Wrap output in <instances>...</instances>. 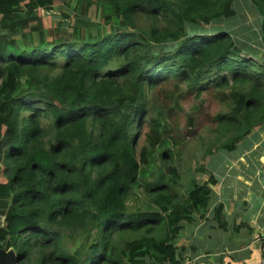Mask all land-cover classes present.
<instances>
[{"label":"trees","instance_id":"1","mask_svg":"<svg viewBox=\"0 0 264 264\" xmlns=\"http://www.w3.org/2000/svg\"><path fill=\"white\" fill-rule=\"evenodd\" d=\"M58 1L0 0V248L19 264H180L183 223L208 211L216 179L172 191L180 172L160 161L173 151L145 88H229L215 119L231 149L264 121V57L204 29L235 0H75L67 36L38 14ZM248 1L264 45V0ZM137 188L157 208H129ZM212 213L224 229L223 205Z\"/></svg>","mask_w":264,"mask_h":264},{"label":"rangeland","instance_id":"2","mask_svg":"<svg viewBox=\"0 0 264 264\" xmlns=\"http://www.w3.org/2000/svg\"><path fill=\"white\" fill-rule=\"evenodd\" d=\"M75 0L58 1L49 10H38L45 27L64 26L63 33H70L69 19L63 13L69 12L68 4ZM236 3V5H235ZM234 5L237 14L226 21L220 20L205 30L225 28L241 41V45L248 52L255 53L256 58L264 57V45L261 44L260 30L258 27L259 16L251 4L246 0H235ZM91 18H96L95 8L89 10ZM64 24H67L64 25ZM222 91V92H221ZM224 91L220 88L206 87L197 90L190 88L185 82L166 81L155 86H146V115L147 117L160 118L164 124V136L170 143L173 158L162 161L164 164H172L178 167L180 172L179 184L173 186L172 191L179 195L186 193L192 178L203 181L207 178V156L216 152L219 155L224 152L219 145L224 141V132L218 127L215 117L218 114L230 110L229 101H224ZM190 119V123L188 121ZM144 143L141 133L137 142L136 154ZM203 167V170H200ZM3 179L2 176H0ZM143 188L134 189L128 194L126 203L129 208L151 205L156 207L153 200Z\"/></svg>","mask_w":264,"mask_h":264},{"label":"crops","instance_id":"3","mask_svg":"<svg viewBox=\"0 0 264 264\" xmlns=\"http://www.w3.org/2000/svg\"><path fill=\"white\" fill-rule=\"evenodd\" d=\"M222 150L206 158L207 177L216 179L209 209L183 223L178 244L194 264H264V121ZM217 203L224 207V229L213 220Z\"/></svg>","mask_w":264,"mask_h":264},{"label":"water","instance_id":"4","mask_svg":"<svg viewBox=\"0 0 264 264\" xmlns=\"http://www.w3.org/2000/svg\"><path fill=\"white\" fill-rule=\"evenodd\" d=\"M3 225V216H0V227ZM0 264H19L18 257L13 249L0 248Z\"/></svg>","mask_w":264,"mask_h":264},{"label":"built area","instance_id":"5","mask_svg":"<svg viewBox=\"0 0 264 264\" xmlns=\"http://www.w3.org/2000/svg\"><path fill=\"white\" fill-rule=\"evenodd\" d=\"M163 264H169V263H163ZM180 264H194V261H192L190 258H186Z\"/></svg>","mask_w":264,"mask_h":264}]
</instances>
